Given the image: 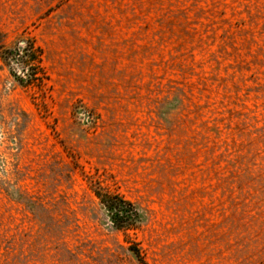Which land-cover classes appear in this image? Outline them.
Here are the masks:
<instances>
[{"label":"rangeland","instance_id":"obj_1","mask_svg":"<svg viewBox=\"0 0 264 264\" xmlns=\"http://www.w3.org/2000/svg\"><path fill=\"white\" fill-rule=\"evenodd\" d=\"M263 263L264 0H0V264Z\"/></svg>","mask_w":264,"mask_h":264},{"label":"trees","instance_id":"obj_2","mask_svg":"<svg viewBox=\"0 0 264 264\" xmlns=\"http://www.w3.org/2000/svg\"><path fill=\"white\" fill-rule=\"evenodd\" d=\"M109 213L111 222L117 227H130L137 220L133 205L118 196L95 194ZM264 264V263H263Z\"/></svg>","mask_w":264,"mask_h":264}]
</instances>
